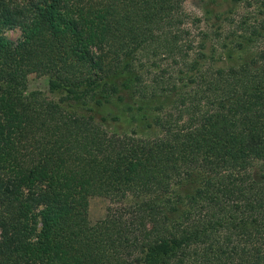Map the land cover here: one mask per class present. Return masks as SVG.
<instances>
[{
	"label": "trees",
	"instance_id": "obj_1",
	"mask_svg": "<svg viewBox=\"0 0 264 264\" xmlns=\"http://www.w3.org/2000/svg\"><path fill=\"white\" fill-rule=\"evenodd\" d=\"M184 2L0 0V264H264V0Z\"/></svg>",
	"mask_w": 264,
	"mask_h": 264
},
{
	"label": "rangeland",
	"instance_id": "obj_2",
	"mask_svg": "<svg viewBox=\"0 0 264 264\" xmlns=\"http://www.w3.org/2000/svg\"><path fill=\"white\" fill-rule=\"evenodd\" d=\"M13 1L22 2L24 0H13ZM184 8L186 12L192 17L203 16V12L201 9V0H185ZM4 34L10 39L17 40L20 36V31L17 28L7 29L4 31ZM27 91H40L44 96L52 100L58 99L57 94L50 93L48 90L47 76L30 74L28 76ZM128 121L129 118H125V122L123 123L109 122V126L112 127L113 125H118L119 127H125L129 124ZM107 204H108L107 200L101 196H92L89 198V218L91 222H94L97 219L104 216ZM137 264H143V263L138 262Z\"/></svg>",
	"mask_w": 264,
	"mask_h": 264
}]
</instances>
